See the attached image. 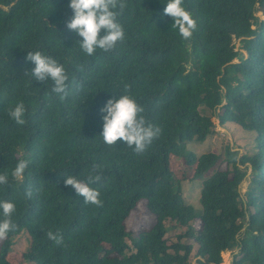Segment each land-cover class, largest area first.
Masks as SVG:
<instances>
[{
  "label": "trees",
  "instance_id": "16d2710c",
  "mask_svg": "<svg viewBox=\"0 0 264 264\" xmlns=\"http://www.w3.org/2000/svg\"><path fill=\"white\" fill-rule=\"evenodd\" d=\"M118 2L124 38L89 56L67 27L68 0H0V174L29 161L22 178L0 185V200L16 208L15 227L0 236V264H13L21 234L28 264H193L191 241L197 264H223L235 250L231 264H264V0H182L197 21L189 39L171 28L162 0ZM36 50L65 64L63 99L27 72V51ZM125 92L160 129L139 153L99 134L100 108ZM21 102L17 124L8 112ZM214 118L255 132L253 153L189 150L212 134ZM223 161L230 168L219 169ZM175 165L195 167L201 209L186 203ZM68 175L97 189L100 203H86L64 183ZM142 202L155 220L134 231L127 220ZM168 221L185 229L172 244Z\"/></svg>",
  "mask_w": 264,
  "mask_h": 264
},
{
  "label": "clouds",
  "instance_id": "9594fccd",
  "mask_svg": "<svg viewBox=\"0 0 264 264\" xmlns=\"http://www.w3.org/2000/svg\"><path fill=\"white\" fill-rule=\"evenodd\" d=\"M164 14L173 18L171 28L176 30L183 39L192 37L197 27L193 14L187 10L182 0H162ZM67 7L72 11V18L67 27L74 30L78 37L79 48L85 55H93L97 49L109 51L124 38V28L118 17L125 5L118 0H68ZM27 59L34 65L27 72L32 81H51L52 92L61 99L68 93L69 74L65 64L53 56L43 52L27 51ZM142 108L134 96L127 92L108 98L102 107L100 136L108 145L122 140L124 144L139 153L152 143L159 135L160 129L146 123L140 115ZM9 117L17 124L24 121L25 106L16 103L8 112ZM29 165L28 160H18L10 173L0 174V185L9 182V175L14 179L23 177ZM64 183L72 186L86 203L99 204L100 193L97 189L79 180L76 176H65ZM30 195V193H28ZM15 204L9 200H0V236L11 231L15 225L12 217ZM49 239L57 240L56 234L49 232Z\"/></svg>",
  "mask_w": 264,
  "mask_h": 264
},
{
  "label": "rangeland",
  "instance_id": "374dc122",
  "mask_svg": "<svg viewBox=\"0 0 264 264\" xmlns=\"http://www.w3.org/2000/svg\"><path fill=\"white\" fill-rule=\"evenodd\" d=\"M258 16L263 17L262 13H258ZM237 48H240L239 40L236 41ZM244 54L245 51H243ZM236 62L238 59L235 60ZM218 119H213L214 128L211 130L212 134L208 136V138L204 142H189L188 148L192 152H194L197 156H200L203 153L208 152H217L222 154L223 156L226 154V149L228 147H232L234 150H239L240 154L249 153L252 154L253 150L256 148V133L253 131H247L235 124H230L226 127L220 126ZM221 170H226L230 168L226 161H223L218 167ZM176 178L181 179L182 187H183V196L185 198L186 203L194 206L196 209H201V189H202V181L201 180H193L192 177L194 175L195 167L193 166H174ZM251 170V169H250ZM249 170V171H250ZM181 171L188 172L186 173V178L181 176ZM248 178L243 181L241 184V192L245 194L248 187ZM155 217L147 210L144 202L140 203L137 209L132 212L130 217L127 220V226L129 229L134 231H139L142 227L150 226ZM167 225L170 227L169 232L165 235L166 240L169 244L176 242L179 234L185 231L184 228L175 227L172 228L173 223L168 221ZM196 227H199V223H195ZM28 236L27 234H21L20 238H17V242L14 245L12 253H10L9 260L13 264H28L23 261L22 254L27 250L28 244ZM186 241V240H184ZM193 244L194 249L191 255V262L193 264H197L198 256H197V244L193 241L190 242ZM238 253V250L228 251L223 253L224 262L223 264H231L233 261V257Z\"/></svg>",
  "mask_w": 264,
  "mask_h": 264
}]
</instances>
